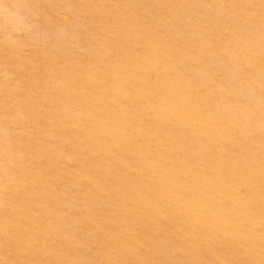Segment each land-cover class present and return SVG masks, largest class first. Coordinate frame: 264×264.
I'll return each instance as SVG.
<instances>
[{
	"label": "rangeland",
	"instance_id": "1",
	"mask_svg": "<svg viewBox=\"0 0 264 264\" xmlns=\"http://www.w3.org/2000/svg\"><path fill=\"white\" fill-rule=\"evenodd\" d=\"M0 264H264V0H0Z\"/></svg>",
	"mask_w": 264,
	"mask_h": 264
}]
</instances>
